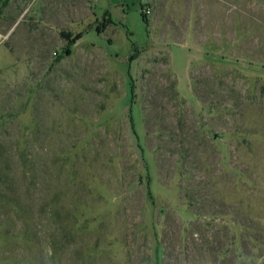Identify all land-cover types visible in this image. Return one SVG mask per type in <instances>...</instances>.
I'll return each mask as SVG.
<instances>
[{"label": "rangeland", "instance_id": "1", "mask_svg": "<svg viewBox=\"0 0 264 264\" xmlns=\"http://www.w3.org/2000/svg\"><path fill=\"white\" fill-rule=\"evenodd\" d=\"M0 32V264H264V0H0Z\"/></svg>", "mask_w": 264, "mask_h": 264}, {"label": "trees", "instance_id": "2", "mask_svg": "<svg viewBox=\"0 0 264 264\" xmlns=\"http://www.w3.org/2000/svg\"><path fill=\"white\" fill-rule=\"evenodd\" d=\"M143 18L145 19V15L143 16ZM81 35H82V32H78V33L75 35L74 39H75V38H78V37L81 36ZM133 88H134L133 85H131V90H132Z\"/></svg>", "mask_w": 264, "mask_h": 264}, {"label": "built area", "instance_id": "3", "mask_svg": "<svg viewBox=\"0 0 264 264\" xmlns=\"http://www.w3.org/2000/svg\"><path fill=\"white\" fill-rule=\"evenodd\" d=\"M143 14H145V15H149L150 14V10L148 9V8H145L144 10H143Z\"/></svg>", "mask_w": 264, "mask_h": 264}, {"label": "crops", "instance_id": "4", "mask_svg": "<svg viewBox=\"0 0 264 264\" xmlns=\"http://www.w3.org/2000/svg\"><path fill=\"white\" fill-rule=\"evenodd\" d=\"M4 38H5L4 34L0 32V44L3 42Z\"/></svg>", "mask_w": 264, "mask_h": 264}]
</instances>
